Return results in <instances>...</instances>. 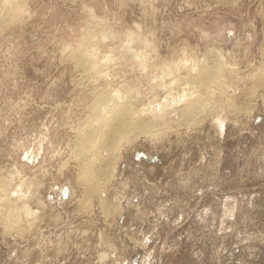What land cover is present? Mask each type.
<instances>
[{"label":"rangeland","instance_id":"obj_1","mask_svg":"<svg viewBox=\"0 0 264 264\" xmlns=\"http://www.w3.org/2000/svg\"><path fill=\"white\" fill-rule=\"evenodd\" d=\"M19 3L0 23V203L20 214L10 233L12 212L0 213V264H264V0ZM71 48L102 70L87 76ZM184 57L208 69L203 79L227 83L214 100L204 92L210 112L193 123L171 112L159 135L122 138L107 185L111 213L97 196L85 211L73 148L92 113L94 80H120L139 108L166 103L192 90L172 70ZM226 94L252 112L234 110Z\"/></svg>","mask_w":264,"mask_h":264},{"label":"bare ground","instance_id":"obj_2","mask_svg":"<svg viewBox=\"0 0 264 264\" xmlns=\"http://www.w3.org/2000/svg\"><path fill=\"white\" fill-rule=\"evenodd\" d=\"M20 0H0V23L4 20L7 21V19H11L12 17H14L16 15V13H18V11L20 10ZM20 12V11H19ZM14 21V20H13ZM90 23V22H89ZM1 25V24H0ZM86 26V25H85ZM92 26V25H91ZM93 28V27H92ZM140 28V27H139ZM86 29V28H85ZM138 29V28H137ZM96 30V29H95ZM85 31V30H84ZM139 31V30H138ZM93 32V30H92ZM95 33V31H94ZM98 33V32H97ZM105 33V32H104ZM83 34V33H82ZM86 34V33H85ZM84 34V36H85ZM107 34V33H106ZM105 34H103L104 37ZM108 35V34H107ZM110 35V34H109ZM82 36V35H81ZM83 36V37H84ZM96 35H93V39H95ZM99 37V35H97ZM95 37V38H94ZM102 37V39H103ZM106 37V36H105ZM108 37V36H107ZM106 37V38H107ZM137 37V36H136ZM129 39V38H127ZM140 39V38H139ZM86 40V39H85ZM110 40V39H109ZM97 41V39H96ZM100 41V38L98 40V42ZM107 42V39H104V42ZM114 41V40H113ZM82 42V41H81ZM101 42V41H100ZM99 42V43H100ZM102 41V44L104 43ZM97 43V42H96ZM94 44L93 42H90V44H93L94 46L97 44ZM101 44V43H100ZM149 44V43H148ZM89 45V44H88ZM85 46V45H84ZM92 45H89V47ZM100 46V45H98ZM146 46V45H145ZM149 48V45H147ZM69 47V46H68ZM85 49H87V46L84 47ZM83 48V49H84ZM96 48V47H95ZM102 48V47H101ZM82 49V48H81ZM82 49V50H83ZM91 49V48H90ZM94 48L92 47L91 50H93ZM69 50V49H68ZM71 50H73L71 52V55L74 57L73 60H76V63L79 67L82 68V71H84L87 76L88 73L90 74V71H92L91 69L94 70V68L97 67L98 70L95 69V71H100V69L102 70V68H98L97 64H91L89 63L90 61L87 59V57L90 55L85 56L86 54H82L80 51L78 53L75 52L74 48ZM89 50V51H91ZM97 50H100L97 48ZM103 50V49H102ZM100 50V51H102ZM191 50V49H190ZM216 50V49H214ZM95 53H96V49H94ZM93 51V52H94ZM105 51V50H103ZM85 52V51H83ZM87 52V51H86ZM92 52V53H93ZM99 52V51H98ZM150 52V51H149ZM73 53V54H72ZM94 53V54H95ZM107 53V52H106ZM131 53V52H130ZM135 53V52H134ZM97 54V53H96ZM132 54V53H131ZM130 54V55H131ZM150 54V53H149ZM148 54V55H149ZM213 54V53H212ZM221 54V53H219ZM70 55V54H69ZM101 55V53H100ZM105 57L108 58L109 60L111 59L110 57H107L106 54L104 53ZM103 55V56H104ZM129 55V54H128ZM134 55V54H133ZM93 56V55H92ZM126 56V55H125ZM137 56V55H136ZM185 56V55H184ZM66 57V56H65ZM95 57V56H94ZM71 58V57H70ZM101 59H103L102 62L107 60H104L105 58H103L102 56L100 57ZM100 58H98L100 60ZM133 58V57H132ZM216 58V57H215ZM223 58V57H222ZM115 59V58H114ZM183 59V58H182ZM185 59V57H184ZM183 59V60H184ZM187 59V58H186ZM185 59V60H186ZM197 59V58H196ZM219 61H221L219 58ZM64 60V59H63ZM108 60V62H109ZM113 60V58H112ZM111 60V62H112ZM101 61L97 62L100 63ZM144 61V60H143ZM187 61L189 62V60L186 61H181L177 62V66H175L172 70H175L176 74L178 75L179 78L183 79L184 84L186 85V83L189 84V86L191 85V92H187V91H183V94L180 95L179 97H173L172 99L170 98V100L168 102H159V103H153V104H148L146 106L143 107V105H141L142 107H138L137 106H133L132 102L129 100H127L126 95L124 94V92L122 91L123 86H121L120 80L119 83L117 84V80H115L114 78H108L109 74H107L108 77L105 76V73L102 74L101 73H95V75H99V77H106L105 78V82L98 83V80H94V82H96L97 84L94 85V92L96 94V98L93 102V109H92V113L90 115H88V119L85 120V123L83 125V127H81L80 129H78V131L76 132V143L74 144V148H73V158L77 161V163L79 164V178L83 183V188H84V197L79 198L78 200H80L81 205H82V209H84L87 212H90L91 207H92V199L93 197L97 196L99 198L101 207H103L104 211L106 214H108L109 212V208H108V199H109V195H108V190H107V185L108 183L112 180V177L115 173V164H113V158H115L116 156L114 155L115 150L117 149L120 141L122 138H128L127 142H131V140H133L134 138L138 137L140 134L145 135V136H152L153 135H159V133H161L162 129L164 128L160 123H162V119L165 118V116L167 114H171V112H178L181 111L182 115L181 117H183V114L186 115V119L187 122H195V119L197 117V114L203 113V114H208L210 112L209 110V104L210 101L207 102H202L201 98L203 97L204 92L209 91L210 94L209 96L212 98H215L216 95H218L217 93L222 89V85L224 84L220 83L217 78L212 79L209 78V80H205L202 78V73L206 70H208L207 68H195V65L198 67L199 65H201L199 63V65L195 64L194 66L191 63H187ZM217 61V59H216ZM116 62V61H115ZM141 62V61H140ZM139 62V63H140ZM182 62V63H181ZM202 62V61H201ZM204 63V62H203ZM101 64V63H100ZM142 65H140V68H145V64L143 65V62H141ZM147 64V63H146ZM175 64V63H174ZM190 64L192 66H190ZM217 66V70H216V75L215 76H220V73L222 71H224V65L222 62H217L216 63ZM102 65V64H101ZM100 65V66H101ZM120 65V64H119ZM123 65V64H122ZM162 66V65H161ZM165 66V64H164ZM168 66H172V65H168ZM203 66V65H201ZM200 66V67H201ZM216 66V65H215ZM232 66V65H231ZM102 67V66H101ZM104 67V66H103ZM107 66H105L106 68ZM166 67V66H165ZM173 67V66H172ZM230 67V65H229ZM80 68V69H81ZM137 68V67H136ZM139 68V67H138ZM168 68V67H167ZM170 68V67H169ZM233 68V67H232ZM105 70V69H103ZM137 70V69H135ZM142 70V69H140ZM147 70V69H146ZM145 70V71H146ZM159 70V69H158ZM116 71V69H115ZM120 71V70H119ZM165 72H167L166 70H164ZM163 71V72H164ZM226 71V70H225ZM230 71V70H229ZM93 72V71H92ZM109 72V71H108ZM122 72V71H121ZM128 72V71H127ZM141 72V71H139ZM169 72V71H168ZM173 72V73H175ZM85 73H83L85 75ZM111 73V72H109ZM143 73V72H142ZM172 73V71L170 72V74ZM93 74V73H92ZM114 74V72H113ZM121 74V73H120ZM145 74V73H144ZM206 74V73H205ZM215 74V73H214ZM176 75V76H177ZM93 76V75H92ZM115 76V74L113 75ZM172 76V75H171ZM91 77V75H90ZM89 77V78H90ZM98 77V78H99ZM162 77V76H161ZM167 77V76H166ZM223 77V76H222ZM178 78V80H179ZM97 79V77L95 78ZM103 79V78H102ZM173 79V78H172ZM224 79V78H223ZM260 85L262 86V88H264V65H262L261 68V72H260ZM101 80V79H100ZM131 81V79H128ZM135 80V79H134ZM160 80V78H159ZM158 80V81H159ZM174 80V79H173ZM171 81V80H170ZM257 81V80H256ZM83 82V81H82ZM165 82V81H164ZM167 82V81H166ZM178 82H181V80H179ZM259 82V80H258ZM257 82V83H258ZM78 83V82H77ZM123 83V82H122ZM125 83V82H124ZM133 83V82H132ZM169 83V82H168ZM92 84V83H91ZM164 84V83H161ZM183 84V83H182ZM222 84V85H221ZM125 85V84H123ZM131 85V84H130ZM135 85V83H134ZM158 85V84H157ZM160 85V84H159ZM121 86V87H120ZM126 86V85H125ZM124 86V87H125ZM129 86V85H128ZM126 86V88L128 87ZM167 86V85H166ZM177 86V85H176ZM175 86V87H176ZM184 86V85H183ZM182 86V88H183ZM224 86V87H225ZM130 87V86H129ZM128 87V88H129ZM137 87V86H136ZM171 87V86H170ZM168 87V88H170ZM187 87V86H185ZM249 87V86H248ZM255 87V85H254ZM252 87V88H254ZM258 87V85L256 86ZM255 87V88H256ZM124 89V91H128L129 89ZM190 88V87H188ZM226 88V87H225ZM152 89V88H150ZM167 89V88H164ZM175 89V88H174ZM177 89V88H176ZM169 90V89H168ZM185 90V89H183ZM249 90V89H248ZM90 91V90H89ZM126 91V92H127ZM130 92L131 94H133V91L131 90L130 87ZM163 91V90H162ZM172 91V89H171ZM174 91V90H173ZM189 91V89H188ZM223 91V90H222ZM225 91V89H224ZM247 97H252L251 95L254 94V91H252V89L250 88V91H247ZM129 93V92H127ZM192 93H195L192 95ZM230 93V92H229ZM228 93V94H229ZM258 93V92H257ZM130 94V96H131ZM136 94V93H135ZM139 94V93H138ZM162 94V93H161ZM166 94V93H165ZM164 94V96H165ZM176 94V93H175ZM224 94V93H223ZM222 94V95H223ZM225 95V102H227V100L232 101L233 105L230 104L231 106H233L234 110L237 109L238 111H243V112H252L251 108H250V104L247 105L245 103H242V99H241V103L237 104V102L235 100H233L232 96L233 95ZM163 95V94H162ZM174 95V94H172ZM192 95V96H191ZM241 94H239L238 96H240ZM245 95V94H244ZM136 96V95H134ZM139 96V95H138ZM149 96V95H148ZM183 96V98H182ZM190 96V97H189ZM246 96V95H245ZM132 97V96H131ZM145 97V96H144ZM166 97V96H165ZM221 97V96H220ZM241 97V96H240ZM136 98V97H135ZM208 98V97H207ZM236 98V97H235ZM137 100L139 99L138 97L136 98ZM134 99V100H136ZM239 99V98H236ZM254 99V98H252ZM258 99V98H257ZM133 100V98L131 99ZM136 100V101H137ZM144 100V99H143ZM150 100V99H149ZM148 100V101H149ZM160 100V99H159ZM158 100V101H159ZM214 100V99H212ZM219 100V99H218ZM240 100V99H239ZM135 101V102H136ZM140 101V99H139ZM136 102V103H139ZM153 101V100H151ZM157 101V102H158ZM166 101V100H165ZM249 101V100H248ZM92 102V101H91ZM134 102V101H133ZM141 102V101H140ZM144 102V101H143ZM147 102V100H146ZM150 102V101H149ZM221 102V101H220ZM177 105H175V104ZM217 103H219L217 101ZM230 103V102H229ZM239 103V102H238ZM173 104L175 106H173ZM213 105V104H212ZM219 106V105H218ZM232 108V109H233ZM212 109V108H210ZM253 109V108H252ZM174 113V116L175 114ZM180 113V114H181ZM179 114V113H177ZM173 116V115H172ZM170 116V117H172ZM173 116V117H174ZM177 118V117H176ZM180 118V117H179ZM172 119V118H170ZM218 122V119L215 118ZM175 120V119H174ZM171 121V120H170ZM173 121V120H172ZM178 121V120H175ZM174 122V121H173ZM192 122V123H193ZM168 123V122H167ZM184 124V123H183ZM158 126V127H157ZM175 126V125H173ZM170 127V126H169ZM176 127V126H175ZM76 129V128H75ZM164 130V129H163ZM169 130V129H168ZM76 131V130H75ZM167 131V130H166ZM71 153V152H70ZM72 155V154H69ZM115 156V157H114ZM71 159V157H68V159ZM73 159V161H74ZM66 161L65 160V165H66ZM71 160H69L70 162ZM62 164V163H61ZM68 164V163H67ZM69 165V164H68ZM63 167V166H62ZM59 168V167H58ZM60 169V168H59ZM63 169V168H62ZM14 170H16L14 168ZM60 171V170H59ZM19 172L15 171V174ZM10 174V173H9ZM21 174V173H20ZM19 174V175H20ZM43 174V173H42ZM18 176V175H17ZM19 177V176H18ZM4 178V177H3ZM12 178V176H11ZM15 178V177H13ZM18 180V178H16ZM13 180V179H12ZM11 180V182H12ZM5 182V181H4ZM14 183V180H13ZM11 184V183H10ZM9 185V184H8ZM10 186V185H9ZM15 186V185H14ZM30 187V185H29ZM2 188V186H1ZM11 188V187H9ZM13 188V187H12ZM5 189V188H4ZM3 189V190H4ZM8 189V188H7ZM6 189V190H7ZM4 194V192H3ZM5 195V194H4ZM0 198H3L2 196ZM2 200V199H1ZM4 200V198H3ZM7 200V199H6ZM9 200V199H8ZM23 201V199H22ZM119 201V200H118ZM3 202V201H2ZM0 203V213L5 214V218L6 217H10L9 212L11 211V217L9 218L10 220L6 223L5 227H6V231H9L11 233H13V231L18 230V223L16 221V215H18L19 212H15L13 209H16V205L12 207V211L10 209V207L4 202V203ZM16 202V201H15ZM27 202V201H26ZM25 202V203H26ZM14 203V202H13ZM21 203V202H19ZM23 203V202H22ZM23 203V205H27ZM116 203V202H115ZM118 203V202H117ZM9 204V203H8ZM119 204H115L114 205V209H116L117 207H119ZM20 204H18L19 206ZM23 207V206H22ZM121 207V204H120ZM30 208V207H29ZM19 209V208H18ZM20 209L22 210V208L20 207ZM19 209V210H20ZM17 210V209H16ZM86 212V213H87ZM25 213V212H24ZM111 213V212H109ZM27 214V212H26ZM25 214V215H26ZM103 213V215H106ZM20 215V214H19ZM18 215V216H19ZM27 217V216H26ZM4 218V219H5ZM18 220V219H17ZM25 220V219H24ZM20 222V221H19ZM4 225V224H3ZM4 230V228H3ZM25 230V229H24ZM5 230L3 232H6ZM21 231V230H20ZM30 231V230H29ZM8 232V233H9ZM17 232V231H16ZM15 232V233H16ZM5 234V233H4Z\"/></svg>","mask_w":264,"mask_h":264},{"label":"water","instance_id":"obj_3","mask_svg":"<svg viewBox=\"0 0 264 264\" xmlns=\"http://www.w3.org/2000/svg\"><path fill=\"white\" fill-rule=\"evenodd\" d=\"M65 190H66V188H65Z\"/></svg>","mask_w":264,"mask_h":264}]
</instances>
